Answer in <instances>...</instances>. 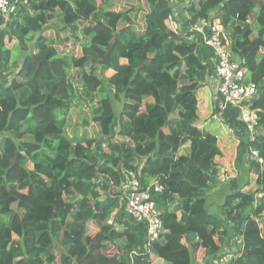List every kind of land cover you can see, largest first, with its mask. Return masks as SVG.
<instances>
[{
  "label": "trees",
  "instance_id": "1",
  "mask_svg": "<svg viewBox=\"0 0 264 264\" xmlns=\"http://www.w3.org/2000/svg\"><path fill=\"white\" fill-rule=\"evenodd\" d=\"M8 1L13 10L0 18V62L5 71L20 68L0 84V264H119L126 247L138 244L114 225V214L126 216L130 173L149 188L163 228L132 264H152L151 255L193 264L200 250L215 260L224 247L234 248L225 264H264V0H176L187 16L176 33L166 25L173 13L177 20L173 0H145L141 36L132 31L131 13L139 10L113 11L106 0ZM205 19L224 26L231 60L246 70L243 83L257 87V126L246 156L256 151L263 160L246 158L219 216L209 213L207 195L219 184L221 152L217 138L196 126L207 67L189 32ZM79 35L86 39L79 57L58 50L57 42L62 49L81 42ZM108 70L113 75L105 78ZM75 99L90 108L101 141L66 134ZM251 173L257 189L244 191Z\"/></svg>",
  "mask_w": 264,
  "mask_h": 264
},
{
  "label": "built area",
  "instance_id": "2",
  "mask_svg": "<svg viewBox=\"0 0 264 264\" xmlns=\"http://www.w3.org/2000/svg\"><path fill=\"white\" fill-rule=\"evenodd\" d=\"M17 1L14 2V5ZM13 10L12 4L8 0H0V18L7 20ZM175 13L166 20L167 27L177 32L179 23L174 18ZM195 36H203L205 44L212 49L215 57V75L218 81L217 96L220 100L219 111L223 113L227 108L238 110V118L241 122L249 141L254 139L255 128L257 126L256 112L251 109L252 101L257 95V87L253 84H244L246 70L231 60L229 51L230 37L225 31L224 26L219 20L208 19L200 20L189 29ZM252 161L258 165L263 160L256 151H250L247 155V161ZM227 175L221 171L218 176L220 184L227 183ZM151 188L154 193L160 191V187L155 182ZM123 195L125 200L124 212L126 217L135 223L145 226V252L149 251L152 245L157 242L163 234L162 223L155 209V204L151 198L149 188H143L140 181L134 174H129L127 182L123 186ZM261 195L258 194L257 197ZM112 223V220L108 222ZM237 245L241 244V239H235ZM234 248L227 251V254H221L213 264H225L231 257Z\"/></svg>",
  "mask_w": 264,
  "mask_h": 264
},
{
  "label": "crops",
  "instance_id": "3",
  "mask_svg": "<svg viewBox=\"0 0 264 264\" xmlns=\"http://www.w3.org/2000/svg\"><path fill=\"white\" fill-rule=\"evenodd\" d=\"M177 20L178 23H185L187 21L186 14L183 12L179 15V12H177ZM183 28L184 33H186L189 29L186 25H183ZM191 38L196 44L195 54L207 67L204 88L198 94L200 106L198 109V120L196 126L217 138V144L220 149L221 156L216 158V163L219 168V174L221 171L225 172L228 179L226 184L222 185L219 183L218 187L216 189H212L210 193H223L224 199L225 190H227V192L229 189L232 191L239 186L238 182L240 181L236 182V179L241 177V167L247 166L246 153L248 148L246 142L247 140L249 141V136L246 134L241 122L239 121L238 112L235 109L227 108L223 113H220V100L217 96L218 81L215 75L214 52L205 44V38L203 36L193 35ZM121 63H123V61ZM19 68L20 64L5 71L2 63L0 62V84H8ZM112 75L113 71L110 76ZM110 76H108V78ZM248 178L250 180L249 186L246 188L244 187L242 190L247 191L250 189H257V186L255 185L256 177L251 173ZM102 179L103 178H99L97 181H101ZM114 223L116 231L127 232L137 237L138 244L135 247H132L131 245L127 246L126 249L128 251L118 257L119 264H132V256L134 254L145 253L146 251L144 246L145 226L144 224L131 222V220L125 215L121 217L117 214H114ZM221 254H227L226 248H223L219 255L222 256ZM219 255L218 258L220 257ZM151 260L152 264H166L162 259H159L154 255H151ZM211 261L212 260L206 259L204 251L200 250L197 253L196 260L193 264H213Z\"/></svg>",
  "mask_w": 264,
  "mask_h": 264
},
{
  "label": "rangeland",
  "instance_id": "4",
  "mask_svg": "<svg viewBox=\"0 0 264 264\" xmlns=\"http://www.w3.org/2000/svg\"><path fill=\"white\" fill-rule=\"evenodd\" d=\"M97 3L102 2L103 0H96ZM108 2H111L114 4V7L112 8L113 11H126V10H139L138 13H131V16L134 17V21H135V26L132 27V31L136 36H141L143 33V29H144V16L145 14L148 12V8L147 5L145 3V0H106ZM172 5L173 8L175 9L176 12H180L182 10V5H184L183 3H178V1L173 0L172 1ZM131 32V34H133ZM45 35L49 38H56V34L53 31H48L45 33ZM60 38H64L65 36L63 34L59 35ZM129 35L124 34L123 38H127ZM80 37V41L79 43H77L76 41L72 40L71 42H69L65 47H60L59 43L57 42V48L58 50H62L64 52V54H66L69 57H79L81 55V47H82V43L86 42V39L83 38L82 35H79ZM15 55V52H12V58ZM123 64H124V60ZM121 61V62H122ZM87 71H91L90 68L87 69ZM94 72V71H92ZM112 73V71H105L103 76L105 78H108V76H110V74ZM95 74L102 79V73H101V68L100 67H95ZM10 75V74H9ZM8 75V76H9ZM74 76L72 83L74 84V86L76 87V89L79 90L80 87V83L78 81H74L76 76L74 74H71ZM10 79V78H9ZM80 91V90H79ZM96 104V102H95ZM120 106L118 104H115V111L118 115ZM68 117V124H69V128L66 129V134L73 139H77V140H84V139H93V140H99L101 141V136L99 133V127L95 124H93L91 122V114H90V108L86 105H84L82 103V105L79 104V100L75 99V101L73 102V105L71 107V109L68 111L67 114ZM117 120V118H116ZM83 123L86 125L84 126ZM218 187L215 186L216 189ZM223 193H218V194H214V193H208L207 196V204H208V211L210 214L219 216L220 214V206L223 204ZM264 220V218H263ZM96 230L93 229L91 224H88V234L90 236H93V234L95 233ZM226 248V247H224ZM197 257V255H196ZM196 257L194 258V261L196 260Z\"/></svg>",
  "mask_w": 264,
  "mask_h": 264
},
{
  "label": "water",
  "instance_id": "5",
  "mask_svg": "<svg viewBox=\"0 0 264 264\" xmlns=\"http://www.w3.org/2000/svg\"><path fill=\"white\" fill-rule=\"evenodd\" d=\"M110 51H111V47L108 49V51H107V53H106V55L104 57V60L102 61V64L103 65H107L109 63V54H110ZM245 217H246V215L244 214V215H242V217L239 220V224H238L239 231H242L243 228H244Z\"/></svg>",
  "mask_w": 264,
  "mask_h": 264
}]
</instances>
